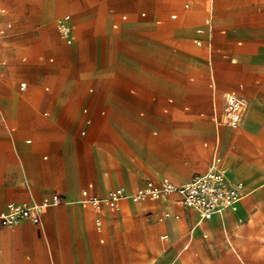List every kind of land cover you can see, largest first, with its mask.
<instances>
[{
  "label": "rangeland",
  "instance_id": "rangeland-1",
  "mask_svg": "<svg viewBox=\"0 0 264 264\" xmlns=\"http://www.w3.org/2000/svg\"><path fill=\"white\" fill-rule=\"evenodd\" d=\"M66 15L70 43L56 26ZM197 29L204 31L200 46L192 41ZM0 31V167L27 153L30 170L51 179L46 186L23 187V178L17 187L0 178V206L17 196L40 199L53 189L74 190L68 204L78 220L69 226L78 238V264H155L160 257H167L165 264H264V118L246 115L254 111L250 100L264 106V0H0ZM120 76L127 81L119 97L124 111L111 94ZM20 83L28 84L26 90L19 91ZM231 91L247 99V111L232 128L217 124L223 94ZM13 96L23 103L9 115L2 103ZM83 106L105 115L94 114L87 136L79 138ZM25 139L31 143H21ZM217 158L237 176L243 172L236 164L249 169L258 185L260 194L240 222L202 230L194 240L186 214L171 218L172 237L161 228L164 210L150 208L158 202L131 210L136 203L128 197L136 187L161 179L184 183ZM6 180L16 182L14 176ZM99 181L123 186L127 195L105 224L103 243L77 200L83 186ZM239 181L248 192L240 206L256 188L247 178ZM80 212L90 218L86 229ZM190 217L195 225L202 221L193 211ZM52 232L36 230L46 253L23 258L24 264H63L57 223Z\"/></svg>",
  "mask_w": 264,
  "mask_h": 264
},
{
  "label": "crops",
  "instance_id": "crops-1",
  "mask_svg": "<svg viewBox=\"0 0 264 264\" xmlns=\"http://www.w3.org/2000/svg\"><path fill=\"white\" fill-rule=\"evenodd\" d=\"M51 15H52V13L49 11L44 15V17L48 18ZM141 15L143 16L144 14H141ZM121 16H123V15H121ZM124 16H126V15H124ZM57 20H56V22H57ZM207 21L208 22H206V21L204 22L205 25L210 24V21L209 20H207ZM114 24H117V23H113L111 25L112 29H114L113 28ZM116 29H118V26ZM203 33H204V31L202 29L195 30L196 36H194V38L192 40L194 45H196V46L201 45V41L203 40L202 39ZM219 33L221 35H223V34H225V30H220ZM73 37H74V35H73ZM195 40L200 41V44L197 45L194 42ZM177 43H178V40L174 39L173 44L176 45ZM238 44H240V42ZM219 50H220V48L216 49L217 52ZM70 54L72 56L74 55L73 49H71ZM230 61L233 63L235 61V59H231ZM0 64L3 65L4 62L0 61ZM109 82H110V79L104 80L103 89L105 87H107ZM126 82H127L126 79H124L123 77L120 76V77L113 80V83L111 86V94H113V96H114L113 104L115 106H117V108H119L120 111H124V109H125L123 106V103L119 99V97L122 95V92L126 86ZM20 84H19V86H20ZM25 84H26V87L24 90H26L27 85H28L27 83H25ZM209 86H211V85H209ZM18 89H19V91H24V90H20L19 87H18ZM131 92H133V91H131ZM231 92L235 93L234 91H231ZM87 93L89 95H91L93 93V88L90 87L87 90ZM238 96H241V95H238ZM241 97H243V96H241ZM169 102H172V99H169ZM22 103L23 102L20 99H18L16 96H13V98L4 101L2 103V107L9 115H13L16 106L17 105L21 106ZM249 105H250V107H252V109H254V111L248 109V111L246 113L248 118H250L251 120H261L262 118H264V116H263L264 106L261 104V101L259 99L255 98V99L250 100ZM84 109L87 110V114L83 113ZM94 114H98L99 116L102 117L105 115V111L104 110L98 111L95 109L94 106L93 107L83 106L80 109L81 127L78 131V137L79 138L87 136L89 129L91 128L92 123H93ZM255 114L258 115V118L255 116ZM47 115H48V113L45 112L44 116H47ZM87 118H89L91 120L90 125H85V120ZM10 131L11 132L15 131V127L14 126L10 127ZM82 131H85L84 135L81 134ZM122 133H123L124 138L126 139V143L130 144V141L124 135V131ZM224 134H225V132H222L220 136H223ZM21 143L30 144L31 139H25ZM113 151L116 152L117 151L116 148L113 149ZM122 152H127V151H122ZM43 159H47V156L46 155L43 156ZM36 160H38V159H36ZM31 161H32L31 156L27 153H22V152H20L19 156L12 155L10 159L7 158V161H5V159H4V163L5 162L6 163L0 167V178H4L2 180V182L8 186L10 184H14L17 187H20L21 184L23 187H29L30 182H33V183L39 184V185H45V186L47 184L51 183V179L46 178L45 175H43V173H41L39 170L37 172H33L32 170H30L29 164ZM223 166H224V169L226 171L228 178L234 179V180L230 179L231 181L238 182L240 179H246L247 178L248 179V185L250 187L255 186V188H256L254 196L250 197L249 200H246V202L241 204L236 211L229 212V211H220L219 210V211H217L218 213H216L214 220L211 218L208 220H202L197 225H195V223L191 220V217H190L192 209L183 208L180 204H178L176 202V200H177L176 196H171L167 200L154 201V203L158 202V205L154 207L151 204L150 205L151 209H154L156 211L164 210V213L168 212L170 214V216L168 218L164 217V220L162 221V226H161V228L165 231V233L167 235H171L172 237H175V234H176L175 230L173 228L174 225L172 223L171 218L178 219L180 217H183L184 214H186L190 220L191 238L194 240L198 239V235H199L200 231H202V230L210 232L214 229H218L220 226H222V225H224L230 221H234L235 223H238L242 220V217L245 214V211H246L248 204L260 194L259 188H257L258 185L252 184L253 176L250 173L249 169H246L244 167H240L236 164V166L243 172V174L241 176L240 175L237 176V175L233 174L232 172H231L232 175H230V173H228V170L226 169L227 168L226 164L223 163ZM40 167L42 168V166H40ZM228 168L230 169V166H228ZM205 170H203V171H205ZM203 171H201V172H203ZM201 172H198V173H201ZM195 174H197V173H194L193 175H195ZM11 176L15 177L16 182H9L8 180H6V178L11 177ZM104 176H106V173L104 174ZM23 178L26 182V186H25V183L23 182L24 181ZM18 180H21V181L23 180V181L20 184L18 182ZM88 184L93 185V193H95L97 195H100L99 193H104V195H105L109 189H112L115 187H123L120 185L110 186L105 181H99L96 184L89 182L85 186H83L82 188L86 187ZM180 184H182V183H180ZM69 185L71 186L70 179H69L68 184H66L67 188H69ZM124 185L126 186L127 182L124 183ZM138 187H140V186H138ZM138 187H136V188H138ZM125 188L129 191V188H127V187H125ZM81 189L79 190V194H78L79 199L77 197V200H80ZM245 191H246V196H247V193H248L247 189H245ZM53 192H59L63 196V201L60 204L61 206L55 210L48 211L47 213L45 210L43 212V214L41 215L42 219L40 220L39 225L35 226V225L31 224L30 222L22 221V222L18 223L17 225H15L14 227L8 228L10 230H3L1 228H7V227H1L0 226V264H24L23 258H25V260H29L30 256L34 258V257H37L38 255H44L46 253V249L44 248V243L42 242L41 237H38V235L36 236L35 232H36V230L40 232L41 227L44 226L46 229V235L51 234V233H53L52 231H53V226L55 223L58 224V226L60 228V232H61L60 233L61 234L60 239L62 242V256H63L62 263L63 264H78V248L76 245L78 238L71 231L72 228L69 226L71 221L74 222V220H78V212L76 211V213H74V210H72V208L70 207V205H72L73 203L68 204V202L70 200L75 198L76 193L74 190H71L69 193H63L58 189H53L50 193L43 195L40 199H30L28 197L17 196L16 198H14L15 201H10V202H7L6 204H8V203L39 202L44 197H48L49 195H51ZM122 202H121V204H122ZM148 202H151V201H145L141 204H136L132 207L130 206L131 210H133V209L136 210L137 208L141 209L142 207H144V204H146ZM6 204L4 206H0V211L5 208ZM79 208L81 210H85V209H82L80 206H79ZM89 212L92 215L93 229H94L96 235L99 237L98 241H99V243H103L105 224H107L109 221H111V216L114 215L116 212L114 214H109V213L105 214V216L103 218V229H102L101 233H97V231L95 230V228H94V215L91 211H89ZM79 214H80L79 220L81 223L84 224V227H85L86 222H87V218H88V220H90V218L87 215H84L82 212H80ZM33 226L36 228V230ZM152 231H153L152 229H147L146 232L147 233L149 232L148 234H151ZM4 236H7V240L4 239ZM5 241H8V244L5 243ZM166 258L167 257L157 258L155 260L156 261L155 264H165ZM37 262H38V260L33 261L32 264H37Z\"/></svg>",
  "mask_w": 264,
  "mask_h": 264
},
{
  "label": "built area",
  "instance_id": "built-area-1",
  "mask_svg": "<svg viewBox=\"0 0 264 264\" xmlns=\"http://www.w3.org/2000/svg\"><path fill=\"white\" fill-rule=\"evenodd\" d=\"M69 16L66 15L56 22L57 29L70 43L73 37V28L66 24ZM121 21L126 16L120 17ZM170 19H175L171 15ZM208 22V21H206ZM117 24L113 28H117ZM3 31H0V36ZM197 45L200 41H194ZM25 83H21L19 88L24 90ZM247 107V100L233 92L223 94L222 112L217 120L218 125L226 127H235L240 122L242 115ZM87 114V110H83ZM91 120L87 118L85 125H90ZM82 135L85 131L81 132ZM171 196H176V202L183 208L196 210L199 215L208 220L220 209L231 207L246 196V191L240 183L231 181L223 166V162L217 158L211 162L205 171L193 175L188 181L182 184H174L167 179L150 181L135 188L129 199L136 204L145 201L167 200ZM126 198L123 187L109 189L104 196L93 193V185L88 184L80 191L79 206L82 209L89 210L94 215V228L97 233L103 229V218L106 213L114 214L119 210V205ZM63 196L59 192H53L48 197H44L39 202L32 203H8L0 211V226L12 228L22 221L30 222L37 226L40 223L43 212L51 207L62 203ZM170 214L164 213L168 218Z\"/></svg>",
  "mask_w": 264,
  "mask_h": 264
},
{
  "label": "bare ground",
  "instance_id": "bare-ground-1",
  "mask_svg": "<svg viewBox=\"0 0 264 264\" xmlns=\"http://www.w3.org/2000/svg\"><path fill=\"white\" fill-rule=\"evenodd\" d=\"M246 111H247V107H246ZM245 111V112H246ZM227 170H228V173H230V175H232L231 174V171H230V169L229 168H226ZM225 170V169H224ZM170 171V170H169ZM226 172V171H225ZM169 175L171 176V177H174V173L172 172V171H170L169 172ZM229 175V176H230ZM230 179H233V178H230ZM234 180V179H233ZM237 183H240L243 187H244V185L240 182V181H238ZM245 188V187H244ZM247 196H248V193H247ZM246 196V197H247ZM129 197H130V195H129ZM129 197H128V199H129ZM126 198H127V195H126ZM125 198V199H126ZM244 199V198H243ZM243 199H241L239 202H237L235 205H233V206H231V207H226V208H223V209H220V211H230V212H234V211H236L237 210V208H238V206H239V204L243 201ZM160 200H163V199H160ZM123 201V200H122ZM159 201V200H158ZM79 202V201H78ZM124 208H126V206H125V204H124ZM191 211H193V212H195L199 217H200V219H202L203 220V218L199 215V213L196 211V210H191ZM219 211V210H218ZM216 213H218V212H215L214 214H216ZM42 219V218H41ZM88 227V220H87V222H86V226H85V229Z\"/></svg>",
  "mask_w": 264,
  "mask_h": 264
}]
</instances>
